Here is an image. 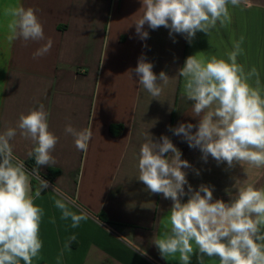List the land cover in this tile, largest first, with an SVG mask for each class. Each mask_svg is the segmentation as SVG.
Listing matches in <instances>:
<instances>
[{
	"label": "crops",
	"instance_id": "0c3cea01",
	"mask_svg": "<svg viewBox=\"0 0 264 264\" xmlns=\"http://www.w3.org/2000/svg\"><path fill=\"white\" fill-rule=\"evenodd\" d=\"M18 5L36 10L44 40H9L12 17L4 11ZM141 7V0H0V132L15 127L21 113L42 103L49 114V130L59 138L52 152L55 163L39 166L42 179L51 170L60 173L51 182L44 179L49 186L34 200L43 209V247L33 264H180L178 254L163 257L153 243L166 231L172 201L151 193L137 178L146 132L154 141L168 136L181 159L191 165L182 169L189 184L193 189L212 186L214 200L229 202L244 181L264 188V168L244 164L229 169L211 155L205 161L198 148H190L182 135L170 130L199 121L192 116L193 102L184 95V79L178 76L186 59L193 55L227 59L225 53L241 36L244 52L238 63L245 71L258 70L264 94V0L229 5L230 23H218L209 36L197 32L191 43L184 35H170L163 26L153 30L147 24L148 38L141 39L134 24ZM49 39L50 50L33 58ZM141 57L153 64L155 74L164 71L171 78L157 99L130 72ZM255 80L250 81L253 86ZM67 124L91 132L87 151L77 150L74 138L65 134ZM10 143L14 156L25 162L32 142L17 130ZM31 185L34 192L39 181L31 178ZM54 188L67 193L75 201L72 210L86 212L89 219L77 228L70 219H62ZM100 214L119 226L103 222ZM120 237L132 239L147 255ZM191 264H198L196 255ZM204 264H219V258L204 257Z\"/></svg>",
	"mask_w": 264,
	"mask_h": 264
},
{
	"label": "clouds",
	"instance_id": "9594fccd",
	"mask_svg": "<svg viewBox=\"0 0 264 264\" xmlns=\"http://www.w3.org/2000/svg\"><path fill=\"white\" fill-rule=\"evenodd\" d=\"M142 15L134 24L141 39L148 38L144 25L155 30L161 26L184 35L189 43L197 32L208 36L219 23L231 21L229 5L239 7L247 0H141ZM140 9V10H141ZM5 16L12 17L8 27L9 40H44V30L36 10L22 5L8 7ZM243 37L233 40L232 50L225 58L212 55L189 56L178 76L184 79V95L192 101L193 117L198 124L181 123L170 129L181 136L190 148H198L202 159L209 155L218 164L226 162L229 169L237 165L264 168V94L260 88L259 72L255 67L245 71L238 63L243 55ZM52 45L49 39L33 58L46 54ZM139 78L138 83L153 99L161 96L170 77L161 71L153 72V64L141 57L130 69ZM256 77L255 86L250 82ZM48 112L40 103L37 108L21 113L15 127L0 132V264H33L43 247L40 224L43 209L34 203L48 188L41 178L39 166L52 165V152L59 138L49 130ZM193 128L196 130L193 131ZM19 134L33 144L28 153L34 157L36 168L29 172L22 160L13 154L10 143ZM74 138L77 150L87 151L91 132L76 129L71 124L64 128ZM181 151L168 136L154 141L144 133V142L138 153V180L153 194H162L172 201L166 231L153 240L161 256L179 255L180 264H191L196 255L198 264L204 257H218L219 264H264V188L242 182L235 198L229 202L213 199V187L201 184L193 189L182 169L190 168L181 159ZM198 174V173H197ZM31 178L39 181L33 192ZM187 185V191H185ZM58 198L55 206L62 219H70L73 228L89 216L72 210L75 201L59 188L53 189ZM187 196L186 202L182 198ZM75 239V236L72 237ZM134 251L147 255L146 250L128 237H120Z\"/></svg>",
	"mask_w": 264,
	"mask_h": 264
},
{
	"label": "trees",
	"instance_id": "16d2710c",
	"mask_svg": "<svg viewBox=\"0 0 264 264\" xmlns=\"http://www.w3.org/2000/svg\"><path fill=\"white\" fill-rule=\"evenodd\" d=\"M24 164H25V166L28 167L31 171H32L33 168H36V167H37V165L35 164V159H34V157H29V158L24 162ZM59 173H60V172H59L58 170H51V171L48 173V175L43 176V178L51 182V181L53 180V178H54L55 176H57ZM99 218H100L103 222H105V223H109V224H111V225H113V226H119V224L109 222L108 219L106 218V216L103 215V214H100V215H99Z\"/></svg>",
	"mask_w": 264,
	"mask_h": 264
}]
</instances>
